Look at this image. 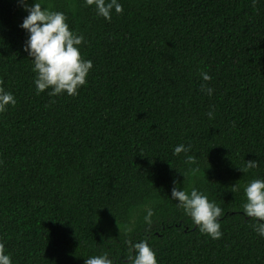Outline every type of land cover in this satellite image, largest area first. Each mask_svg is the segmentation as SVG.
I'll list each match as a JSON object with an SVG mask.
<instances>
[{"label":"trees","instance_id":"trees-1","mask_svg":"<svg viewBox=\"0 0 264 264\" xmlns=\"http://www.w3.org/2000/svg\"><path fill=\"white\" fill-rule=\"evenodd\" d=\"M118 2L106 21L84 0H42L93 65L77 95L50 97L23 51L26 13L0 0V88L16 100L0 113V243L12 264H123L124 241L145 238L158 264H264L242 213L243 186L264 179V0ZM173 180L219 205L220 239L177 209Z\"/></svg>","mask_w":264,"mask_h":264},{"label":"clouds","instance_id":"clouds-1","mask_svg":"<svg viewBox=\"0 0 264 264\" xmlns=\"http://www.w3.org/2000/svg\"><path fill=\"white\" fill-rule=\"evenodd\" d=\"M84 3L86 6L94 5L96 15L106 21L111 20L113 11L116 14L122 11V5L118 0H84ZM17 4L26 13L18 27L27 34L23 51L32 61L36 93L40 94L50 89L47 93L50 97L60 94L77 95L78 89L85 85L86 77L93 67L92 61L83 59L80 54L84 37L69 29L63 12L51 11L48 7H44L42 0H17ZM200 77L203 81L211 79L203 71L200 72ZM206 91L211 95L213 90L207 88ZM15 103L14 95L0 88V113L6 111L7 107L14 106ZM207 115L209 119L212 118L211 111ZM189 149L190 145L187 147L184 144L176 145L173 148V155L182 152L187 154ZM256 167V160L244 161L243 167L239 170L246 173ZM231 189L233 193L239 191V183L237 182ZM243 194V216L252 219L253 231L264 239V179L250 180L243 186ZM170 195V200L176 201L177 209L182 210L183 214L191 219L196 230L212 240L221 238L219 218L223 213L218 204L210 201L206 194L195 187L190 191L181 190L176 186L175 180ZM144 213V224L150 228L154 212L151 207H145ZM127 231L131 232L132 228H128ZM124 243L128 246V255L124 258L123 264L125 262L126 264H158L156 254L146 238L139 242L125 240ZM0 264H12L11 255L6 252L3 243H0ZM84 264H115V262L109 258L108 252H103L89 256L84 260Z\"/></svg>","mask_w":264,"mask_h":264}]
</instances>
